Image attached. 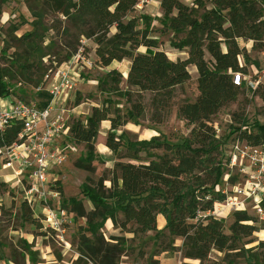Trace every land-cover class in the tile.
I'll list each match as a JSON object with an SVG mask.
<instances>
[{"label":"trees","instance_id":"trees-1","mask_svg":"<svg viewBox=\"0 0 264 264\" xmlns=\"http://www.w3.org/2000/svg\"><path fill=\"white\" fill-rule=\"evenodd\" d=\"M159 3L162 29L174 33L171 46L186 51L183 59L170 60L157 49V41L149 37L146 16L139 17L143 20V28L138 27V17H128L138 0H40L38 11L32 9L34 30L16 40L24 41L32 52L31 65L39 62L48 55L42 47L43 35L39 32L43 30L40 31L39 27L43 17L49 16L59 24L50 28L62 27L63 32L79 43L82 39H92L101 66L130 60L126 82L138 92L154 93L156 108L168 106L174 88L190 79L188 66H195L199 94L194 101L183 102L177 107V113L191 126L189 136L180 143L142 140L141 145L161 149L163 153L155 155L156 159L142 162L139 150L133 148L129 153L130 161L114 162L108 178L109 188L103 186L106 180L103 177L93 186L84 185L83 191L93 209L86 212L79 205L73 211L85 217L92 230L97 219L106 217L122 229L129 223L134 224L140 233H158L156 219L160 214L166 221L168 234L182 239L180 246L170 240L162 250L180 251L184 258L202 263L212 249L237 254L242 249L240 243L243 239L257 230L254 224L248 223L251 218L244 211L234 212L230 234L224 232L223 220L210 214L214 204L226 198L221 190H216L224 173V164L221 143L216 138L211 120L222 107L237 98L239 86L233 83L232 74L245 71L239 57L249 64L247 50L238 41L250 42L251 50H264V13L254 0H193L190 5L181 0H160ZM141 46L145 48L143 52L139 51ZM77 49L73 48L70 56ZM3 77L0 75V96L10 94L8 88L12 86ZM109 77L115 85L120 82V74L115 70L109 72ZM21 89L19 87L15 95H19ZM253 92L264 102L263 84L257 83ZM42 96L46 98L45 94ZM131 98L127 94V100L132 101ZM131 107L137 117L144 112L139 101H133ZM102 121L110 123L105 145L114 151L121 145L115 131L124 124V119L113 102L108 100L100 106H93L85 119L71 118V140L86 148L85 155L75 162L77 168L87 169L93 162L94 142ZM20 128V125L13 124L6 131L5 142H11ZM237 137L249 145H262L264 124L258 125L255 131L239 129ZM58 188L61 193L60 186ZM108 198L120 206L122 219H117L108 210L105 202ZM22 204L27 208L26 202ZM259 245L264 247V242ZM31 248L32 245L26 242L25 254L34 263L36 251ZM77 251L80 257L91 261H95L100 253L85 236L79 240ZM151 264L159 262L152 259Z\"/></svg>","mask_w":264,"mask_h":264},{"label":"rangeland","instance_id":"rangeland-1","mask_svg":"<svg viewBox=\"0 0 264 264\" xmlns=\"http://www.w3.org/2000/svg\"><path fill=\"white\" fill-rule=\"evenodd\" d=\"M160 0H138V4L131 16H146L149 19V37L157 41V49L162 50L170 60L183 59L186 51H180L171 46L175 37L171 30L162 29ZM190 5L193 0H181ZM264 13V0H254ZM40 0H0V75L4 81L14 87L21 84V91L14 88V95L18 99L34 97L32 87L42 82L44 72L54 67V62L68 60L73 48L79 47V40L63 32V28H50L59 25L58 21L44 16L39 35H43L42 47L48 53L39 62L31 65L32 52L24 41L16 39L26 32L34 30L32 9L38 11ZM17 28L14 31V28ZM138 27L143 28V20L139 18ZM41 33V34H40ZM181 37V35H178ZM84 52L92 61L90 68L74 67L78 72L77 91L72 94L67 108L70 117L85 119L93 106H100L110 100L114 108L124 119V124L115 131L116 139L120 146L112 151L105 145L110 123L100 124L98 136L94 142L95 157L87 169L77 168L76 160L84 156L86 148L83 144L75 145L76 151L69 154L66 163L60 168L59 181L61 209H64L67 218L58 229L45 228L41 207L34 204L32 207L23 206L24 191L16 179H11L10 169H2L0 162V264H151L152 259L159 264H264V247L259 245L264 242V200L262 212L255 207L252 197L235 193L233 186L245 182L250 173L247 158H238L231 164V157L236 153L235 147L240 141L237 137L238 130H257V126L264 124V102L253 90L257 83L264 85V54L251 50L250 42L239 40L249 57V64H245L243 57H239L240 64L245 67L241 74L244 79L239 86V92L234 102L222 107L211 120L216 138L221 143L222 162L224 164V179L216 189L225 193L226 200L237 202V207L223 212L224 202L210 212L224 222V232L230 234V225L234 212L244 211L257 230L240 243L241 251L237 254H226L212 249L207 260L184 258L180 251H163L170 240L174 245L180 246L182 239L172 238L165 225L156 227V231L140 233L136 225L129 223L125 229L113 224L109 218H99L92 230L86 223L85 217L78 216L73 210L81 205L88 212L93 205L86 196L84 185H95L103 177L105 188L110 187L108 178L114 162L130 161L129 153L133 148L139 150L142 162L147 159H156L155 155L163 153L161 149H154L149 145H141L142 140H155L159 142L180 143L189 136L191 126L177 113L179 104L194 101L199 92L197 89V71L194 65L188 66L190 79L173 90V96L167 107L156 108L153 104L154 93L138 92L135 87L126 82L130 60L121 62L113 61L109 66H101L95 55L96 45L92 39H85ZM80 44V45H79ZM141 46L139 51H144ZM206 58L208 55L206 54ZM94 62V63H93ZM31 65V67H27ZM115 70L120 74V82L115 85L109 72ZM233 77V74H232ZM127 94L131 100H127ZM78 101V103H77ZM133 101L141 102L144 112L141 116L134 115L131 107ZM108 210L117 218L122 219L120 206L114 199L105 200ZM57 210V204H50ZM228 207V206H226ZM200 215H203L201 213ZM34 220V221H32ZM41 224V227H39ZM89 239V244L100 253L95 261L87 257H80L77 245L81 237ZM32 245L36 251L35 261L30 262L25 254V243ZM24 262V263H23Z\"/></svg>","mask_w":264,"mask_h":264},{"label":"built area","instance_id":"built-area-1","mask_svg":"<svg viewBox=\"0 0 264 264\" xmlns=\"http://www.w3.org/2000/svg\"><path fill=\"white\" fill-rule=\"evenodd\" d=\"M84 41L86 40L80 41L81 45L68 60L58 65L54 62V67L47 69L42 82L32 87L33 98L15 97L13 89L19 90L20 83L8 88L10 94L0 96L2 169L12 171L11 179H16L23 187V201L29 207L39 204L42 213L40 219L44 227L53 230L60 228L67 218L65 210L60 208V191L56 187L60 168L66 163L69 154L76 151V144L70 136L71 117L66 105L71 99L70 96L77 91L78 72L74 67L92 66V61L84 52ZM261 54H264V50ZM243 79L241 73L233 74L232 81L235 85H240ZM42 94L46 95L45 99ZM13 124L20 125V131L11 142L6 143V131L11 129ZM235 149L237 151L232 154L231 164H235L238 158H247L250 173L245 182L233 186L234 191L239 195H247L245 198L252 197L256 209L262 212L264 144L254 146L243 141L238 142ZM51 203L57 204V210ZM223 205L232 209L237 207V202L227 200Z\"/></svg>","mask_w":264,"mask_h":264},{"label":"bare ground","instance_id":"bare-ground-1","mask_svg":"<svg viewBox=\"0 0 264 264\" xmlns=\"http://www.w3.org/2000/svg\"><path fill=\"white\" fill-rule=\"evenodd\" d=\"M224 177H225V175L222 176V179H224ZM215 204H216V206L221 205V204H218V203H215ZM221 207H223V212L224 213H225L226 210L228 211V209H230V206L226 207V205H221ZM156 224H157L158 228H162L164 226L163 222L161 221V219H156Z\"/></svg>","mask_w":264,"mask_h":264},{"label":"crops","instance_id":"crops-1","mask_svg":"<svg viewBox=\"0 0 264 264\" xmlns=\"http://www.w3.org/2000/svg\"><path fill=\"white\" fill-rule=\"evenodd\" d=\"M104 122H109V121H102L101 123H104ZM157 219H161V221L163 222V225H165L166 224V221H165V219H164V217L162 216V215H158L157 216Z\"/></svg>","mask_w":264,"mask_h":264}]
</instances>
